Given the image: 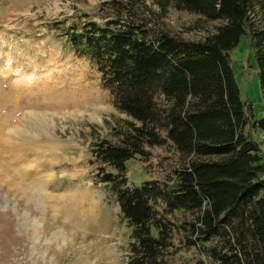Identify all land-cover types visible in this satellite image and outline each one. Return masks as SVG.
<instances>
[{"label":"rangeland","instance_id":"rangeland-1","mask_svg":"<svg viewBox=\"0 0 264 264\" xmlns=\"http://www.w3.org/2000/svg\"><path fill=\"white\" fill-rule=\"evenodd\" d=\"M110 1L0 0V264H129L131 228L119 194L147 182L165 190L177 185L183 160L170 145L147 146L124 172L94 156L103 140L119 143L130 117L115 107L96 61L61 35L90 21L103 25L109 18L101 5ZM146 4L157 10L153 0ZM160 24L173 35L202 40L222 22L170 8ZM230 57L246 113L251 122L264 120L248 35ZM86 91L94 101L79 109L50 101L57 92ZM249 132L264 164V130ZM153 206L175 227L169 264H215L200 246L189 245L184 227L195 214L169 213L160 197Z\"/></svg>","mask_w":264,"mask_h":264},{"label":"trees","instance_id":"trees-1","mask_svg":"<svg viewBox=\"0 0 264 264\" xmlns=\"http://www.w3.org/2000/svg\"><path fill=\"white\" fill-rule=\"evenodd\" d=\"M153 1L157 10L146 0L103 3V25L61 35L96 61L115 107L130 117L118 144L94 146L95 158L124 172L147 146L170 145L183 160L175 187L147 182L119 194L131 228L128 263L169 264L175 227L153 206L160 197L169 213L195 214L187 240L215 264H264V164L249 132L264 130V120L246 113L230 57L248 35L264 95V0ZM170 8L222 24L202 40L185 39L160 24Z\"/></svg>","mask_w":264,"mask_h":264},{"label":"bare ground","instance_id":"bare-ground-1","mask_svg":"<svg viewBox=\"0 0 264 264\" xmlns=\"http://www.w3.org/2000/svg\"><path fill=\"white\" fill-rule=\"evenodd\" d=\"M57 93L55 95L52 94L53 96H51L50 101L52 102L53 107L58 106L59 108L65 107V108L79 109L83 106H88L94 101V96L89 91H86L83 94L75 93V92L58 93V94ZM81 192L83 194L84 193L87 194L88 191L87 192L81 191Z\"/></svg>","mask_w":264,"mask_h":264}]
</instances>
